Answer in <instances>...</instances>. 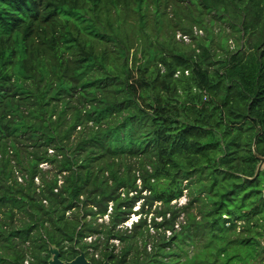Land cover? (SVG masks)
I'll return each instance as SVG.
<instances>
[{"label":"trees","instance_id":"obj_1","mask_svg":"<svg viewBox=\"0 0 264 264\" xmlns=\"http://www.w3.org/2000/svg\"><path fill=\"white\" fill-rule=\"evenodd\" d=\"M258 157L264 0H0V264H264Z\"/></svg>","mask_w":264,"mask_h":264},{"label":"rangeland","instance_id":"obj_2","mask_svg":"<svg viewBox=\"0 0 264 264\" xmlns=\"http://www.w3.org/2000/svg\"><path fill=\"white\" fill-rule=\"evenodd\" d=\"M170 8H171V6L166 9V13L168 14V18L172 17ZM147 14H148L147 15V19L148 20L146 21V23L148 22V24L146 26L145 31L146 32H150V31H152V26H153V20H152L153 19L152 18L153 14H152V12H148ZM204 24H206V19H205ZM218 25H220L219 22H217V23H215L213 25L206 24V26H207V30L206 31L202 30V29H199L196 26L192 27V34H193V36H196L195 40L199 39L204 44H209V52H210V54H215L216 56H219V53H221L222 44L224 45V48L226 46L229 49H232L234 47V40L232 38L230 39V35H228V38L226 36L227 34H229L228 33L229 30L225 28L224 24L221 25L222 28H225V32H224L223 36L226 38V40H225L226 42L223 43L222 35L219 34V30L220 29H219ZM161 28H162L163 31H165V29L168 30V28H166V23L165 22L163 24H161ZM171 28L173 30V34H171L172 32L170 33L171 36H170L169 39H171L173 42H176L175 43L176 45L180 46L181 48H183V50H186V51H188V47H190V48H195L196 47L195 43H194L195 40L193 41V39H191L189 35H184L181 31L176 30L177 28H173L172 26H171ZM209 35L213 37V42L209 43L207 41V39H209ZM162 38H163V36L159 35L158 39L160 41H162ZM172 45H174V43ZM47 167H48V165H44L43 166V168H47ZM186 200H187L186 197L183 196V198L181 199L180 203L179 202L176 203V206L184 204L186 202ZM172 203H174V202H172ZM139 206H140V201H138V202H136L134 204V206L132 207V211L140 212L141 209H139ZM155 206H156V203L151 207L150 213L147 215V223H149V221H150V216H151V213L153 212ZM109 210H108V212H109ZM144 210H146V208H144ZM138 212L136 214H134V215H132V214L130 215L129 219L126 221L128 225L131 224L132 222L136 221V219H138V217H139ZM159 219L160 218H158V220ZM178 219L179 220L182 219V215H180V217ZM107 220H108V217L106 215L103 218L99 219L98 222H100V221L107 222ZM168 233L169 232H167V234ZM93 239H94V236L86 238L87 241H91ZM111 241H113L116 245H118V241L117 240H111ZM119 247L120 246L118 245L117 248H119Z\"/></svg>","mask_w":264,"mask_h":264},{"label":"water","instance_id":"obj_3","mask_svg":"<svg viewBox=\"0 0 264 264\" xmlns=\"http://www.w3.org/2000/svg\"><path fill=\"white\" fill-rule=\"evenodd\" d=\"M258 164L256 167L255 175H258V173L261 170H264V157H258ZM49 252L51 254V258L48 260L47 264H91L84 256V254L81 252L79 255H77L74 259L70 261H62L59 259V251L55 248H50ZM103 264H111L108 261L103 262Z\"/></svg>","mask_w":264,"mask_h":264},{"label":"clouds","instance_id":"obj_4","mask_svg":"<svg viewBox=\"0 0 264 264\" xmlns=\"http://www.w3.org/2000/svg\"><path fill=\"white\" fill-rule=\"evenodd\" d=\"M138 184H140V182H138ZM182 198H183V197H180L179 199L174 200V201H173L174 203H172V204H176V203L179 202V200L182 199ZM179 203H180V202H179ZM139 209H140V206H139ZM137 212H138V211H137ZM134 214H136V213H133L132 215H134ZM136 220H137V219H136ZM124 225L129 226L130 224L128 225L127 222H125Z\"/></svg>","mask_w":264,"mask_h":264},{"label":"built area","instance_id":"obj_5","mask_svg":"<svg viewBox=\"0 0 264 264\" xmlns=\"http://www.w3.org/2000/svg\"><path fill=\"white\" fill-rule=\"evenodd\" d=\"M139 182V181H138ZM181 201V199L179 200V202Z\"/></svg>","mask_w":264,"mask_h":264}]
</instances>
